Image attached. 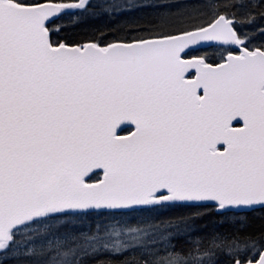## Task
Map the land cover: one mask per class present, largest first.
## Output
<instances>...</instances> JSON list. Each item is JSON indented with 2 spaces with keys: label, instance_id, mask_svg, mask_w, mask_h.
<instances>
[{
  "label": "snow or ice",
  "instance_id": "snow-or-ice-1",
  "mask_svg": "<svg viewBox=\"0 0 264 264\" xmlns=\"http://www.w3.org/2000/svg\"><path fill=\"white\" fill-rule=\"evenodd\" d=\"M0 264H264V0H0Z\"/></svg>",
  "mask_w": 264,
  "mask_h": 264
},
{
  "label": "trees",
  "instance_id": "trees-1",
  "mask_svg": "<svg viewBox=\"0 0 264 264\" xmlns=\"http://www.w3.org/2000/svg\"><path fill=\"white\" fill-rule=\"evenodd\" d=\"M89 23H92V24H97V23H100V21L99 20H90V21H88ZM163 215H167L168 213L167 212H164V213H162Z\"/></svg>",
  "mask_w": 264,
  "mask_h": 264
}]
</instances>
